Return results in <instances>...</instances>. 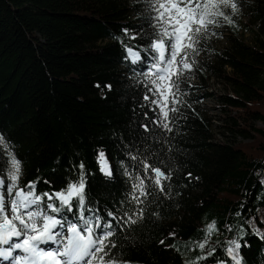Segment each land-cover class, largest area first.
Listing matches in <instances>:
<instances>
[{
    "label": "trees",
    "instance_id": "trees-1",
    "mask_svg": "<svg viewBox=\"0 0 264 264\" xmlns=\"http://www.w3.org/2000/svg\"><path fill=\"white\" fill-rule=\"evenodd\" d=\"M235 2L223 9L233 23L218 18L225 43L201 39L164 120L148 80L160 31L152 0H0V177L14 155L21 186L46 200L83 176L84 215L112 224L120 264H235L231 241L241 264H264V0ZM214 78L227 87L216 94L221 130L203 103ZM252 131L254 149L237 143ZM154 168L171 178L157 185ZM72 204L50 214L75 222Z\"/></svg>",
    "mask_w": 264,
    "mask_h": 264
},
{
    "label": "snow or ice",
    "instance_id": "snow-or-ice-1",
    "mask_svg": "<svg viewBox=\"0 0 264 264\" xmlns=\"http://www.w3.org/2000/svg\"><path fill=\"white\" fill-rule=\"evenodd\" d=\"M152 3L160 31L155 42L151 44L156 53L151 65L155 71L148 74V80L153 85L150 90L159 97L152 103L157 104L164 120H167L169 111L177 110L167 109V104L169 100L172 103L178 102L175 98L179 91L178 80L195 63L191 57L198 52L201 39L208 35L210 25L219 23L218 18L233 23L223 9L231 8L236 11L237 3L235 0H152ZM128 53L133 62L140 59L139 53L131 48H128ZM145 99L149 97L145 96ZM161 123L164 128H168L167 123ZM0 145L8 147L2 136ZM100 162L101 170L110 176L112 173L102 152ZM152 171L155 173L157 185H161V179L171 178L159 168ZM20 174L21 163L13 155L8 173L11 184L5 187V181L0 179V264H120L111 254V248L116 247L110 240L115 232L112 224L106 222L101 225L99 217L84 215L86 181L83 176L77 183L68 185L64 191L43 194L48 200H59V206L54 203L42 206L43 197L36 194L35 183L18 188ZM134 187L140 196L147 195L143 180ZM14 189L16 191L13 194ZM163 190L161 187V191ZM73 198L80 210L77 221L69 222L66 217L58 219L56 215L49 214H58L65 207L71 211ZM133 200L142 203L136 195H133ZM108 215L116 218L111 212ZM139 216L143 217V210ZM128 219L133 224L137 222L131 216ZM214 228L213 222L208 225L207 232L211 234ZM205 243L198 247L204 249ZM230 243L233 246L227 249L228 256L235 264H241L240 244L237 241ZM41 245L55 247L46 248ZM213 252L214 250L209 251L207 256H201L200 259H207Z\"/></svg>",
    "mask_w": 264,
    "mask_h": 264
},
{
    "label": "rangeland",
    "instance_id": "rangeland-1",
    "mask_svg": "<svg viewBox=\"0 0 264 264\" xmlns=\"http://www.w3.org/2000/svg\"><path fill=\"white\" fill-rule=\"evenodd\" d=\"M212 28L215 29H209L210 35H211V39L212 42L215 43L217 46H221L222 44L225 43V31L223 29H221L220 26L217 25H211ZM252 34L250 32H246L245 33V37L246 39H251ZM211 88H209L208 90L211 91L213 93V97L211 98H207L203 103L204 106L207 108L208 114L214 119V125L216 126V124L218 125L219 123L222 124V122L224 123V120H222V118H224V116H226L225 112L222 111L220 109V103L217 102V96L216 94L218 93H224L227 90L226 85L220 80V79H211ZM235 111V110H234ZM231 113H233V111L231 110ZM218 117H220L221 119H218ZM218 119V120H217ZM253 126H261V122L259 121H253ZM216 130H221V127H215ZM218 132V137L220 139L225 138L224 135H222L221 133ZM254 133V131H252ZM256 135L255 133L250 136V137H243V136H236V141L237 143L242 144L243 146H246L247 148H251L254 149V144L256 143ZM108 162V161H107ZM99 166H101V163L99 161ZM102 167V166H101ZM110 169V167H109ZM0 179H3L5 181V187L9 186L11 184V180L9 179V177L7 178V180H5L4 178L0 177ZM17 186L18 188H24L21 186L19 180L17 181ZM16 190H13V194ZM51 201V200H49ZM48 199L43 200L42 201V206L46 205L47 203H52L49 202ZM55 201H59V200H55ZM45 211H47V209H44ZM50 214V213H49ZM65 235H67V232L65 231ZM212 264H224L222 262H218V263H212Z\"/></svg>",
    "mask_w": 264,
    "mask_h": 264
},
{
    "label": "bare ground",
    "instance_id": "bare-ground-1",
    "mask_svg": "<svg viewBox=\"0 0 264 264\" xmlns=\"http://www.w3.org/2000/svg\"><path fill=\"white\" fill-rule=\"evenodd\" d=\"M104 154V153H103ZM105 157V156H104ZM106 159V158H105ZM99 161H100V159H99ZM107 161V160H106ZM101 163V162H100ZM107 164H108V162H107ZM108 166H109V164H108ZM44 246H46V247H55V245H44ZM5 264H6V262H5Z\"/></svg>",
    "mask_w": 264,
    "mask_h": 264
},
{
    "label": "water",
    "instance_id": "water-1",
    "mask_svg": "<svg viewBox=\"0 0 264 264\" xmlns=\"http://www.w3.org/2000/svg\"><path fill=\"white\" fill-rule=\"evenodd\" d=\"M107 160V159H106ZM108 161V160H107ZM108 164H109V162H108ZM109 167H110V165H109Z\"/></svg>",
    "mask_w": 264,
    "mask_h": 264
}]
</instances>
